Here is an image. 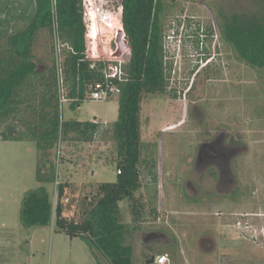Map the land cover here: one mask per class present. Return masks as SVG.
<instances>
[{
	"label": "rangeland",
	"instance_id": "1",
	"mask_svg": "<svg viewBox=\"0 0 264 264\" xmlns=\"http://www.w3.org/2000/svg\"><path fill=\"white\" fill-rule=\"evenodd\" d=\"M120 3L83 0L85 56L106 70L129 57V48L117 55ZM29 4L0 0L16 28L25 23L16 15L26 9L28 16ZM164 6L168 82L162 94L141 100L140 136L150 155H143L148 165L140 167L134 196L145 209L135 222L129 200L118 203L123 263L52 223H20L24 194L38 186L48 192L52 222L58 203L64 218L82 221L98 185L115 182L118 174L109 131L118 118V97L86 99L73 108L71 101L61 103L57 89L60 120H95L98 132L90 141L69 134L49 148L0 139V264H146L160 254L171 264H264V69L239 60L220 28L221 15L264 16V0H164ZM33 54L45 81L56 69L47 29L38 34Z\"/></svg>",
	"mask_w": 264,
	"mask_h": 264
},
{
	"label": "trees",
	"instance_id": "2",
	"mask_svg": "<svg viewBox=\"0 0 264 264\" xmlns=\"http://www.w3.org/2000/svg\"><path fill=\"white\" fill-rule=\"evenodd\" d=\"M29 5L28 16L26 9L16 15L25 21L19 28L10 26L9 7L0 6V14H5L0 18V126L4 127L0 139L30 141L37 148H49L69 134L90 141L98 132L97 124L62 122L59 97L55 95L57 89L62 91L75 108L85 101L89 86L104 84V64H93L85 56L83 0H30ZM120 7L129 57L122 65L125 80L115 82L119 89L118 118L109 130L117 156L116 180L98 185L96 202L87 204L91 207L86 205L82 211L85 217L80 222L64 218L60 203L54 210L52 222L53 207L46 188L38 186L29 190L21 201L20 223L32 228L52 223L71 239L81 238L123 263L119 257L122 224L117 216L118 203L129 200L135 222L140 221L145 209L134 196L141 188L140 167L148 165L143 155H150L140 136L141 100L144 95L162 94L168 81L163 43L164 0H121ZM220 28L223 42L239 60L252 70L264 69V16L221 15ZM46 29L64 45L60 62L61 85L57 67L42 81L34 60L36 38ZM39 105L41 114L37 115ZM151 167H155V162ZM64 186L59 187V198Z\"/></svg>",
	"mask_w": 264,
	"mask_h": 264
},
{
	"label": "built area",
	"instance_id": "3",
	"mask_svg": "<svg viewBox=\"0 0 264 264\" xmlns=\"http://www.w3.org/2000/svg\"><path fill=\"white\" fill-rule=\"evenodd\" d=\"M85 36L87 34L85 33ZM64 45H62L57 38H54V50H55V62L57 67V73L59 77V84H62L61 80V70H60V62H61V51ZM125 62H119L118 64L112 65L108 70L104 69L103 75H104V84L103 83H97L94 86H89V89L87 90L89 93V96L85 98V100H91V101H101V100H107L110 99L113 96H117L119 94L118 86L115 82H123L125 80V74L122 70V65ZM60 101L61 103H64L68 101L65 99V97L62 95V91H60ZM92 123L97 124L95 120L92 121ZM154 264H171L169 256L167 254H160L156 257H154Z\"/></svg>",
	"mask_w": 264,
	"mask_h": 264
},
{
	"label": "water",
	"instance_id": "4",
	"mask_svg": "<svg viewBox=\"0 0 264 264\" xmlns=\"http://www.w3.org/2000/svg\"><path fill=\"white\" fill-rule=\"evenodd\" d=\"M116 44H117V55H120L122 52L128 49V43L125 39V34L123 30L118 31L116 35ZM154 257H151L149 260L146 261V264H153Z\"/></svg>",
	"mask_w": 264,
	"mask_h": 264
},
{
	"label": "flooded vegetation",
	"instance_id": "5",
	"mask_svg": "<svg viewBox=\"0 0 264 264\" xmlns=\"http://www.w3.org/2000/svg\"><path fill=\"white\" fill-rule=\"evenodd\" d=\"M212 151H213L215 154H218L217 151H215V150H212ZM208 157H209V158L214 157V154H209Z\"/></svg>",
	"mask_w": 264,
	"mask_h": 264
}]
</instances>
